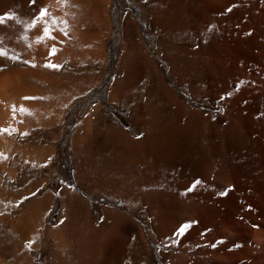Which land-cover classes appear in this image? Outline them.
Returning <instances> with one entry per match:
<instances>
[{
	"label": "rangeland",
	"instance_id": "374dc122",
	"mask_svg": "<svg viewBox=\"0 0 264 264\" xmlns=\"http://www.w3.org/2000/svg\"><path fill=\"white\" fill-rule=\"evenodd\" d=\"M92 1L94 0H37L38 5L43 4L48 8L49 15L35 28L28 27L31 32L30 40L36 37V40L41 41V48L45 47L41 55L49 56L52 62L57 60L55 59L58 55L56 44L64 43L66 40H63L68 37L66 42L71 41L73 37L77 40L81 28L84 32L89 29L93 32L92 35L105 33L99 37L100 42L97 38V43L100 44H93L89 53H87L89 39L82 38V41L78 39V42L81 41L83 45L87 44L86 49L82 44L79 45L81 47L76 46V50L81 51L74 54L76 55L74 59L79 58V61L77 59L75 64L65 62L63 66L59 67L61 71L70 70L65 75L69 76L70 74L71 76L63 75L60 84L55 82L51 84L52 82L43 80L40 77L41 74L37 75L41 70L33 66L29 61L30 58H27L29 57L28 53L22 52V47L16 41V34L19 33L18 21H23V23H19V25L23 24L22 26L35 23L32 17L36 14V6L30 4L29 0H0V18H3L2 22L9 25L12 30V35L8 36L5 47H1L6 55H0V59L4 61L10 58L8 60L10 63L13 49L18 52L21 50L22 58L25 57L22 63L14 62L0 67V209H11L12 231L18 235L22 234L23 239L30 241L33 238L30 233V223L31 227H36V224L42 221H46L47 225L50 224L54 227L61 226L65 221L63 219L68 209H70V202L74 201L77 205L79 204L78 208L85 212L82 216L84 223L88 224L90 221L93 225H98V228L101 225L105 226L100 237L106 239L108 236L112 243L104 252V262L107 260L106 262L109 264H114V262L117 264H141V262L142 264H174L165 262L159 254L160 250L173 253L174 248L155 240L150 232L154 223L153 218L149 216L151 208L145 202L152 203L153 201V204L159 205L160 210L167 209L168 215H173L178 205H181L186 217L190 214L191 206H194L199 210L202 220H206V217H209L207 214L210 212L213 216V213L220 211L218 206L209 205L206 202L201 191L196 189L192 182L200 176V164L205 160L201 154L198 155V152L201 153L207 142H211L210 138L213 139L212 142L222 144L220 146L219 143V145L216 143L215 146L220 148L224 157L233 158L234 129L231 128V131L230 129H221L223 127L219 126L224 125L219 115L225 109L215 108L209 100H205V94L202 95V91L204 92L202 90L204 88L202 84L204 69L213 60H211L212 57L207 56L208 54H205L207 57L205 58L202 53L205 51L201 49L200 40L191 32L179 33L183 39L176 48L172 46L170 37L164 38L165 40L160 44L159 39L162 40L163 37H160L164 34L161 28L153 25L154 14L147 5L151 0H107V5L103 2L104 0H99L107 7L103 3L101 5L96 2L98 0L92 5L90 3ZM94 3L98 9L94 8ZM89 6L91 7L89 8ZM101 7L106 11L102 13ZM164 8L165 11L172 12L171 3H168ZM91 9L96 13L99 11L100 15L97 16L101 23L106 16L107 20H104L105 23H103L106 28L100 27L101 24H98L100 22H97V25L92 21L95 15H90V12L94 14ZM87 13L89 14L87 15ZM128 16H132L131 18L137 22L139 32H137L139 34L136 35L137 37L131 36L132 39H127L125 36L124 22ZM85 21L87 26L85 23H81ZM87 21L97 27L88 26ZM196 22L193 23L198 26L203 38L219 50L234 49L233 43L236 40H242L237 32L240 30V26H232L229 31L218 33L215 27L211 28L204 22ZM73 25L76 30H73L75 27L72 29ZM204 25L210 29H206ZM45 28L51 30L55 40L44 35ZM71 30L73 31L70 35H74L72 37L69 35ZM83 33H80L81 37H83ZM186 36L188 44L184 42ZM138 38L141 41H138ZM134 39L140 43L139 47L126 54L125 49L129 46L128 41H134ZM84 40L87 41L84 42ZM53 45L57 52L55 55H49V50ZM97 46H100L103 52L99 47L97 49ZM95 49L97 50L95 51ZM100 53L101 59L98 58ZM7 57L9 58L7 59ZM83 59L87 61L84 62ZM34 68L36 69L34 70ZM128 70L132 74V80L130 79L129 82L134 90L131 92L132 95L129 94L128 99L131 101L135 98L132 102L137 97L144 102L148 98L163 99L162 104L151 106L148 110L150 108L157 110L163 107L161 111L157 110L158 113L159 111L165 112L167 108L168 114L165 112L166 115H164L163 112L162 114L159 112L158 118L173 114L175 117H172L177 120L178 114L181 119L179 122L182 121L186 125L185 127L190 125V129L187 128L189 132L185 134L187 137H181L183 142L179 141L178 143L175 140L168 141L169 143L165 142L167 131L164 129L165 127L159 125L149 127L152 131L158 130V132H153L158 133L160 140L158 149H156V144H158L156 142H136V138L139 139L144 134L135 125L137 119L132 116V107L126 100H118V102L110 94L111 86L116 79L124 78ZM133 71L138 72V76ZM85 73L88 76H93L91 78L97 82L92 83L91 79L88 82L84 81V79H88ZM73 75L75 77H72ZM65 77L67 80H64ZM179 78L183 80H178ZM82 80L84 82L79 83ZM187 80L188 82H186ZM194 83H201L202 85L199 87L202 91L198 90V85L196 86ZM54 84L56 86H52ZM76 87L77 89H75ZM78 88L83 91L81 89L79 91ZM25 97L40 99H25ZM131 97L132 99H130ZM96 112L103 115L100 122L95 115ZM207 113L210 118L206 117ZM104 118L107 120L106 122ZM212 123L214 125H211ZM215 123L219 124L216 126ZM85 130L86 139L83 138ZM123 132L126 133L122 134ZM76 136H81L79 139L86 141L83 152L79 147L80 142L76 147L72 144L73 139L78 138ZM186 139L187 141H185ZM150 146L158 151L150 154ZM163 147L166 149L163 150ZM83 155L86 160L83 159ZM144 162H150V171L144 170ZM84 165L88 169L87 174ZM127 167L131 168V171L126 169ZM113 168H115L114 171ZM109 170H112L113 174L109 173ZM126 172L128 173L126 174ZM126 175H129V181L124 180ZM190 187H194V190L189 191ZM70 190L79 194L83 201H77ZM109 199L111 200L109 201ZM154 199L157 203L154 202ZM209 215L211 216V213ZM24 216L31 218L27 220L23 218ZM61 221L63 222L61 223ZM12 224L14 225L12 226ZM15 227L17 229L20 227V229L17 230ZM138 229H142V232H138ZM22 230L24 233L21 232ZM180 236L182 235L180 234ZM138 237L146 239L148 243L146 248L140 246L138 249ZM3 238L5 239V233L0 230V239ZM126 247L127 249H125ZM1 254L0 252V260L6 262L8 259ZM41 255V252H38L39 258ZM125 256L129 257L128 262L125 260ZM132 259L134 263H132ZM143 261L145 262L143 263Z\"/></svg>",
	"mask_w": 264,
	"mask_h": 264
},
{
	"label": "bare ground",
	"instance_id": "6f19581e",
	"mask_svg": "<svg viewBox=\"0 0 264 264\" xmlns=\"http://www.w3.org/2000/svg\"><path fill=\"white\" fill-rule=\"evenodd\" d=\"M95 1L96 0L90 3L93 5V2ZM96 2L101 5H105L107 0L103 1L105 3L99 0ZM168 3H171L172 12L165 11L164 7H166ZM147 5H149L154 14V27L157 26L163 31L164 35L160 37L163 38L162 40L159 39L160 44H162L163 40H165L164 38L170 37L172 38V46H175L176 48L180 45L179 42L183 39L180 37L179 33L191 32L197 39L200 40L202 45L201 49H204L205 51V53L202 52L204 56L205 54H208L207 56L212 57L211 60L213 61H211V63L209 61L210 64H207L206 68L204 69L205 74L202 81L204 87L202 90H204V92L200 90L201 88L199 86L202 85L201 83L194 84L196 86L198 85V90L202 91V95L205 94V100H209L215 108L219 107L218 109H225L222 114L219 113V117L221 120H223L224 124L219 125L223 127L221 129L231 130V128H233L235 132L233 158L224 157L222 151H220V148L215 146L217 142H212L213 139L211 138L209 139L211 142L208 140L209 142H207V145L203 148V151H201V153L200 151L198 152V155L201 154V157L205 160L200 164V176L194 179L192 182L195 184V182L200 181L198 185H195L196 189L201 191L203 197L209 205H216L219 207L220 211L218 213H213L214 215L212 216V212H210L211 216L209 213L207 214L209 217H206V220H202L199 210L196 207L191 206L190 214L188 217H186L184 215V209L181 207V205H178L176 212L173 215H168L167 209L160 210L158 208L159 205L153 204V201L152 203L150 201H144L151 208V214L149 216L153 218L154 223L150 232L153 234L155 240L161 244L170 245V247L172 246L174 248L173 253L160 250L159 254L165 262H171L174 264H264V0H151L149 3H147ZM96 6L97 5L95 4V9L98 7ZM90 7L91 6H89V8ZM229 9L231 10L229 11ZM87 10L89 11V9ZM94 11L95 10H93V12ZM105 11L106 10H103L102 13ZM91 13L92 12H90V15H95L94 19L91 20L95 24L100 22L98 19L99 16H97L100 15L99 11L97 13L94 12V14ZM84 14L86 13L84 12ZM88 14L89 13H87V15ZM104 17V20H107L106 16ZM131 17L128 16L124 22L125 36L127 39H132L131 36L133 37L135 35V37H137L139 35L137 22H135ZM104 20L103 23H105ZM196 21L204 22L207 26H211V28L215 27L216 32L218 33H225L229 31L232 26H240L241 28L239 31L237 30V32L239 33L238 36L240 35L242 40L240 41L239 39V41L236 40L233 43L235 45L234 49L219 50L215 47V45L203 38L198 26H195V23H193ZM81 23H85V26H87L86 21ZM103 23L100 22L98 24H101V26L99 25L100 27L106 28ZM76 24L78 25V23ZM95 24L91 25L90 23L88 26L91 25L92 27ZM22 25H19L18 23L19 33L16 34V41L22 47V52L24 51L25 53H28L29 57L27 58H30L29 61L35 65L34 67H38L41 70V72H38L37 75L41 74L40 77H42V79L47 82H52L51 84L54 82L60 84L61 78L66 76L67 72L70 70L61 71L59 68L54 69L46 65L49 63H55V65L63 66L65 62L75 64L77 59L79 61V58L75 60L74 58L76 55L74 54L81 51H77L76 46L81 47L79 45L82 44V38L89 39L87 43L89 47V51L87 53H89L90 48L93 47V44L95 45L98 39L100 42L99 37L105 34L95 33V36V34L92 35L93 32L89 31V29H86L85 32L87 33H85L83 28H81L80 33L84 32L82 34L83 37H81L80 33H77V38L81 41L78 42V39L75 40L76 38L73 37L72 40L74 39L75 42L71 39V41L66 42L69 38L68 37L63 40H66L64 43L59 42L56 44L58 55L55 59L57 60L52 62L49 56L41 55L44 52L43 49L45 48H41L42 42L36 40V37L33 40H30L31 32L29 31L28 27H26V25ZM97 25L94 27H97ZM207 26H205V28L210 29ZM242 26L244 27L242 28ZM74 27L75 25L72 26V29ZM73 30H76V27ZM73 30L69 32V35ZM9 35H12L11 28L9 25H6L4 22L0 21V50H3V48H1L2 46L5 47L4 45H6ZM86 41L87 40H84V42ZM138 41L141 40L138 38ZM138 41L137 39H134V41L129 40V46H127V48L123 46L126 48V54H128L130 50L139 47L140 43ZM184 42L188 44L187 36L184 37ZM87 44L82 45L85 47ZM99 44L97 43V45ZM98 47L100 48V46H97V49ZM82 49L84 50V48ZM97 49H95V51ZM101 50L102 48H100V51ZM12 52L13 55L11 56V62L9 61L11 64L14 62H24L23 60L25 57L24 59L22 58L21 50L18 52L16 49H13ZM87 53L85 52V54ZM99 56H101V53L98 55V58L101 59L102 56ZM65 57L67 58L64 59ZM8 58L9 57H7V59ZM205 58L207 57L205 56ZM8 60L3 61L0 59V67L7 64L10 65ZM83 60L81 61L83 62ZM125 61L127 60L125 59ZM144 61L142 60V62ZM35 69L36 68H34V70ZM134 69L137 70L136 68ZM133 73L137 74L138 72L133 71ZM85 75L87 74L85 73ZM131 75L132 74L130 73V70H128L124 78H117L115 83L111 86L110 94L115 99H117V101L126 100V102H129L130 106L132 107V116L133 118L137 119L135 121V125L137 126L138 130L142 131L144 134L143 137L139 139L136 138V142L158 143L160 141L158 139V133H153L154 131L158 132V130L152 131L149 129V127L152 125L153 127L157 125L163 128L165 127L164 129L167 131V137L164 138L165 142H173V140L178 141V143L179 141L183 142L181 137H187L185 134L189 132V124V126L187 125L188 127H185L186 125L182 121V123L179 122L181 119H179L178 114L177 120H174L172 117L174 116L173 114H169L167 117L160 115L161 118L159 117V119L158 113L163 107L159 108L160 111L158 113L157 110L159 109L155 110L150 108V110H148L151 106L162 104L163 99H161V101L160 99L152 100V98H148L145 102L141 99H138V97L136 100H134V102H132V100L135 99H132L133 96L130 98L132 99L131 101L128 99V97H130L129 94L132 95L131 92L134 91L132 90L129 82L130 79L132 80ZM69 76L71 75L69 74ZM72 77L75 76L73 75ZM86 77H88V79ZM86 77V79H80H84L86 82L91 79L90 82H94L93 78H91L93 76L87 75ZM182 78H179L178 80H183ZM84 81L82 80V82L79 83H83ZM186 82H188V80ZM194 84L193 86H195ZM79 85L82 86L83 84ZM52 86H56V84ZM196 86L195 89H197ZM75 89H77V87ZM79 89L81 88H78V90ZM148 97L150 96L148 95ZM162 112L164 115L168 114V111L166 114L164 111ZM162 112H160V114H162ZM169 113L171 112L169 111ZM100 114L98 112L95 113L96 117L99 118V122L100 119L103 118V115L101 116ZM206 117L210 118V115L207 113ZM168 118H172L173 120ZM106 121L107 120L105 119V122ZM211 125L214 124L212 123ZM86 130L85 135L83 134V138L85 139L87 137ZM126 132H123L122 134ZM81 136H76L78 138H74L72 144L74 147H76V145L78 146V142H80L79 147L82 150L81 152H83L85 150L86 141L79 139ZM185 141H187V139ZM156 145V149H158L160 146L159 143ZM220 146H222V144H220ZM156 149H154L153 146H150V154L158 151ZM162 149L164 150L166 148L163 147ZM168 150L170 151V149ZM84 160H86V158ZM149 163L144 162L143 164V168L146 172L151 170V165ZM84 166L86 168L85 173L87 174L88 169L86 165ZM126 169L131 171V168L127 167ZM114 170L115 168H113V171ZM113 171L109 170L108 172L112 173ZM117 171L118 169L116 168V172ZM127 173L128 172H126V174ZM128 177L129 175H126L124 180L129 181L130 179ZM70 191H72L77 201H83L79 194L73 190ZM225 191H227V195H221V193ZM110 200L111 199H109V201ZM154 202H156L155 199ZM78 205L74 201L70 202V209H68V212L63 219L65 221L61 226L54 227L50 224L47 225V223H45L46 221H42L36 224V227H31L30 223V233H32L31 237H33L30 241L23 239L24 237L21 236L22 234L18 235L14 233L15 231H12L10 225V220L12 218L11 209H0V230L5 233V239H0V252L2 253L1 255L8 259L6 262L0 260V264H109L106 262L107 260L104 262V252L108 247H110L112 241L108 236L106 239H104V237H100L101 231L105 228V226L101 225V227L98 228V225L95 224L97 227L96 228L94 227L95 225H93L90 221L88 224L84 223L82 216L85 214V212L84 210L79 209ZM23 218L25 219L26 216ZM28 218L26 219L28 220ZM207 218L209 219L207 220ZM189 222H191V226L185 230V234H181L182 236H180L179 229L182 225L188 224ZM13 225L14 224H12V226ZM12 228L14 229V227ZM15 228L17 229V227ZM27 230L29 231V228ZM140 231L142 232V229H138V232ZM21 232L24 233L23 230ZM102 232H104V230ZM147 244L148 243L146 239L140 237L139 246L137 244L135 245H137L139 249L140 246L146 248ZM125 249H127V247ZM38 252H41L42 254L40 258L38 257ZM126 256L125 260L128 262L129 257L126 258ZM144 262L145 261H143V263ZM132 263H134L133 259ZM114 264H117V262H114Z\"/></svg>",
	"mask_w": 264,
	"mask_h": 264
},
{
	"label": "snow or ice",
	"instance_id": "6c2138e0",
	"mask_svg": "<svg viewBox=\"0 0 264 264\" xmlns=\"http://www.w3.org/2000/svg\"><path fill=\"white\" fill-rule=\"evenodd\" d=\"M30 4L36 6L37 11L36 14L32 17V20L35 21V23H30L28 25H26V27H32L35 28L41 21H44L46 17H48L49 15V11L48 8L46 6H44L43 4H37V0H29ZM231 9H229L230 11ZM3 18H0V21H2ZM18 23H23V21H18ZM44 35L50 39L55 40V36H52L51 34V30L48 28H45L43 30ZM66 35V33H65ZM57 52V49L55 47V45H53V47L49 50V55H55ZM0 55H6V53H4L2 50H0ZM27 62V61H26ZM35 66V65H33ZM48 67H52V68H59V65H55V64H51L49 63L48 65H46ZM25 99H40L38 97H25ZM15 110V109H14ZM24 110V109H21ZM26 111V110H24ZM200 183V181L195 182V185H198ZM194 190V187H190L189 191ZM221 195H227V191L221 193ZM63 221H61L62 223ZM191 226V222H189L188 224H184L181 226V228L179 229V233L183 234L185 232V230L187 228H189Z\"/></svg>",
	"mask_w": 264,
	"mask_h": 264
}]
</instances>
